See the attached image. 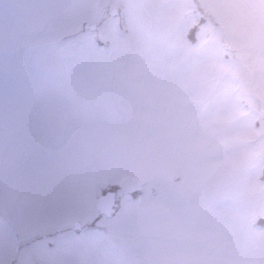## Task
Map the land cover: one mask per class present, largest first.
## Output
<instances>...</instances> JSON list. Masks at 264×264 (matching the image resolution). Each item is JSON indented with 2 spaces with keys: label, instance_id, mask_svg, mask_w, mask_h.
Segmentation results:
<instances>
[{
  "label": "rangeland",
  "instance_id": "rangeland-1",
  "mask_svg": "<svg viewBox=\"0 0 264 264\" xmlns=\"http://www.w3.org/2000/svg\"><path fill=\"white\" fill-rule=\"evenodd\" d=\"M0 264H264V0H0Z\"/></svg>",
  "mask_w": 264,
  "mask_h": 264
},
{
  "label": "water",
  "instance_id": "water-1",
  "mask_svg": "<svg viewBox=\"0 0 264 264\" xmlns=\"http://www.w3.org/2000/svg\"><path fill=\"white\" fill-rule=\"evenodd\" d=\"M112 12H114V10H112ZM112 201V198H111V195L110 194H102V195H99L97 197V201H96V207L97 209L100 211V212H103V213H107V207H108V204L109 202ZM75 225L77 226L78 224L75 223Z\"/></svg>",
  "mask_w": 264,
  "mask_h": 264
},
{
  "label": "flooded vegetation",
  "instance_id": "flooded-vegetation-1",
  "mask_svg": "<svg viewBox=\"0 0 264 264\" xmlns=\"http://www.w3.org/2000/svg\"><path fill=\"white\" fill-rule=\"evenodd\" d=\"M111 207H112V204L110 203V205H109V208H110V212L112 211ZM110 212H109V213H110Z\"/></svg>",
  "mask_w": 264,
  "mask_h": 264
}]
</instances>
